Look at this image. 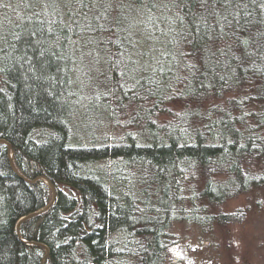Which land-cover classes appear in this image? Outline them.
<instances>
[{
  "label": "trees",
  "instance_id": "obj_1",
  "mask_svg": "<svg viewBox=\"0 0 264 264\" xmlns=\"http://www.w3.org/2000/svg\"><path fill=\"white\" fill-rule=\"evenodd\" d=\"M86 49L103 53L106 108L136 113L126 140L70 143ZM39 177L54 202L17 232L53 199ZM253 189L264 0H0V264H167L173 224L225 222Z\"/></svg>",
  "mask_w": 264,
  "mask_h": 264
},
{
  "label": "rangeland",
  "instance_id": "obj_2",
  "mask_svg": "<svg viewBox=\"0 0 264 264\" xmlns=\"http://www.w3.org/2000/svg\"><path fill=\"white\" fill-rule=\"evenodd\" d=\"M138 57L139 65L147 64L146 58ZM103 58L100 49L94 52L86 49L80 55V68L78 66L74 86L76 97L69 117L72 145L119 142L126 140L129 132L135 131L130 119L136 113L120 107H116L118 110L112 113L105 106L103 79L106 62ZM182 104L177 100L166 103L160 115L155 117L169 120L181 111ZM155 117L154 120L158 121ZM97 167L103 170L98 174L104 177L106 165L101 162L93 164L91 168ZM218 210L229 213L230 219L203 226L185 221L173 224L167 264H264V189H253L231 198Z\"/></svg>",
  "mask_w": 264,
  "mask_h": 264
},
{
  "label": "water",
  "instance_id": "obj_3",
  "mask_svg": "<svg viewBox=\"0 0 264 264\" xmlns=\"http://www.w3.org/2000/svg\"><path fill=\"white\" fill-rule=\"evenodd\" d=\"M1 141H2V140H1ZM11 159L13 160V154H12V153H11ZM13 167H14V169L16 170V172H17L21 177L25 178L24 175L18 170V168H16V166L14 165V162H13ZM37 179H43V180H45V182H46V183L52 188V191H53V199H52V201H51V203H50L49 205H47V206H45V207L39 209V210L36 211V212L29 213L28 215L22 217V218L18 221V223H17V227H16V228H17V232L20 231V226H21V224H22V222H23L24 220H26V219H28V218H31V217H33V216H35V215L41 213L42 211L46 210V209H47V208H48V207L54 202V197H55L56 189H55L54 185L52 184V182H51L49 179L44 178V177H39V178H37Z\"/></svg>",
  "mask_w": 264,
  "mask_h": 264
}]
</instances>
